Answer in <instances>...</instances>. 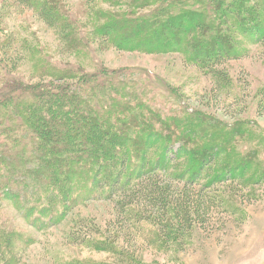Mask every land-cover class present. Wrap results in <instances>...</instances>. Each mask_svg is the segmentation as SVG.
Masks as SVG:
<instances>
[{
    "label": "rangeland",
    "instance_id": "obj_1",
    "mask_svg": "<svg viewBox=\"0 0 264 264\" xmlns=\"http://www.w3.org/2000/svg\"><path fill=\"white\" fill-rule=\"evenodd\" d=\"M156 1L159 3L147 0H56L55 8L71 20L73 29L77 31V39L72 40L65 38V30L51 27L49 20L40 16L27 2L22 0L20 4L15 0H0V98L4 95L2 89L8 80L17 79L22 81V86L38 87L40 90L43 88L44 103L49 99L54 102V106L63 101L68 106L69 96H66V100L57 102V95L49 93L58 94L54 90L56 88L65 90L66 93L68 89L65 86L74 85L75 81H55L66 79L48 75L49 70L45 67L50 68L52 63L58 67L78 69L82 72V79L90 78V83L96 84L94 78L102 76L111 78L109 83L113 82L116 86L108 87L109 92L104 97L110 100L114 94L118 101L112 104L118 105L114 109L109 108V112L103 107L102 110H97V105L85 98L80 103L78 116L88 111L83 109H96L95 113L100 116L97 125L104 129L113 126L117 136L121 135V139L116 141L120 144L129 143L123 137L124 134L131 140L137 134V138L141 137L146 142L150 135L153 137L157 134L164 138L159 142V155L165 151L166 146L171 149L169 157H174L179 149L190 152L193 148L203 150V146L208 143L209 152H222L220 160L230 163L232 168L238 166L240 172L238 164L247 162L249 167L246 173L251 175L255 185L243 188L232 180L228 181L233 177L230 173L223 176L226 181L218 187L225 203L238 211L233 215L218 214L219 211H216L212 214L210 225L203 228L197 225L192 232L183 236L177 233L178 225L170 213L168 221L163 223H159L151 210L146 215L151 219L138 221L129 215L135 209L145 207V200L143 196H137L138 190L133 188L135 186L128 189L125 195L133 202L134 196L130 198V195H136L138 204H129L125 212L127 214H121L118 204L125 202V196H116L111 191V184L121 175L118 173L122 166L118 164L125 161L124 154H118L113 158L109 157V160H102V163L115 168L107 172L105 166L102 167L95 179L98 178L101 183L106 177L103 182L105 185L95 190L94 194L86 191L90 183H85L75 196H79L77 203H73L75 197H60L62 191L57 190V197L66 199L67 203L56 220L50 221L45 217V222L40 218L41 223L33 225L23 212L15 209L12 202L5 203L0 213L2 230L12 231L18 237L13 241L14 244L10 243L11 247L3 244V250L0 248V264L120 263L121 259L115 254L98 251L97 242L110 243L118 252L125 253L128 258L138 259L141 264H264V40L250 42L238 35L235 43L228 36L231 41L227 40L226 49L229 51V47L234 46L229 52L232 57L233 53H238L235 57L237 59L227 56L223 65L215 66L212 70L213 67L207 68L199 62L200 59L194 61L183 54V51L165 54H147L136 49L132 51L129 46L137 49L144 47L136 44L140 28L133 23L116 24L118 36L113 41L101 34L102 26L111 15L129 14L136 18L135 16L149 13L159 4L176 2ZM241 10L242 16L248 18L244 13L245 9ZM261 21L263 24L264 19ZM109 27L113 29L114 25ZM225 30L224 27L220 30L208 29L207 34L211 31L213 34H224ZM119 36L132 38V44H121L120 47L125 46L118 48ZM237 44L242 47L238 48ZM186 46L184 44V48ZM182 49L181 47L180 50ZM42 69L46 71L38 74ZM220 72H224L229 79L220 80ZM110 92L112 95L109 96ZM71 93L79 99L85 97L75 88ZM125 96L127 97L123 100ZM18 101L13 99V102ZM50 111L53 112V109ZM138 113L149 115L146 120L143 117L129 120L130 116ZM171 118L176 119L178 124H169L167 119ZM121 119L128 124L122 126L119 122ZM209 122L229 128L235 137L228 140V144L218 145L201 140L203 133L211 136L207 129L210 128L207 127ZM85 123L90 124L89 128L92 127V119H87ZM129 128L127 133L126 129ZM175 132L178 134L174 135ZM20 137L26 139L22 135ZM107 137L111 138L109 134ZM28 140L30 139L26 140L30 149L36 150L38 141ZM81 140L80 144L88 145V137L87 141L86 137ZM102 142L106 146V152L113 154L116 149L107 139ZM150 142L153 144L155 140ZM136 145L138 146L137 142L128 146L135 148ZM233 150L239 154L238 157H232ZM145 151L146 149L144 153ZM156 159L153 157L152 160ZM133 160L134 167L140 164L138 155ZM33 163L35 165V161ZM197 170L196 166L189 167L188 179L194 178L198 174ZM158 176L160 178H157L156 183L166 187L168 178L161 174ZM25 179L24 174L14 176V180L22 185L18 184L11 189V193L19 194L22 201L32 205L37 197L40 198L37 194L39 187L34 184L25 186ZM175 186V192L182 190V185ZM193 186L198 187L196 184ZM38 216L40 215L36 217Z\"/></svg>",
    "mask_w": 264,
    "mask_h": 264
},
{
    "label": "trees",
    "instance_id": "obj_2",
    "mask_svg": "<svg viewBox=\"0 0 264 264\" xmlns=\"http://www.w3.org/2000/svg\"><path fill=\"white\" fill-rule=\"evenodd\" d=\"M15 1L18 3L22 2V0ZM23 1L37 10L40 16L47 18L51 27L65 30L66 39H77V31L73 29L71 20L55 8L56 4L54 2L56 0ZM147 1H153L154 4L159 3L156 0ZM255 1L176 0V2H167L165 5L163 3L159 4L150 10L149 13L135 16L136 18H133L134 15L129 14L121 16L111 15L106 21L107 23L105 22L102 26L101 34H105L106 39L113 41V38L118 36V31H115L117 28L116 24L124 23L126 25L133 23L134 26L140 28L136 35L139 40L136 44L144 47L137 49V47L129 46L132 51L136 49L147 54L183 51V54H187V57L190 56L194 61L200 59L199 62L202 65L205 64L207 68L213 67V70L215 66L223 65L228 57H232L229 51H232L235 47H229V51L226 49V42L230 40V37L235 43H237L238 35H242L243 39H247L250 42L264 40V22L263 24L261 23V20L264 19V0ZM250 3H252V6H249ZM239 5L245 9L244 13L248 18H244V15L242 16V10ZM111 17L113 18L111 19ZM111 23L114 25L113 29L109 27L112 25ZM222 27L226 29L224 34L222 32L213 34V31L207 34L208 29L220 30ZM107 28L111 30L108 31ZM127 40L130 41L127 42ZM132 42V38L119 36L117 47L123 48L125 45L120 47L121 44H132ZM171 44L172 46H170ZM184 44H187L188 47L184 48ZM181 47L183 48L182 50H180ZM237 47L240 48L242 46L237 44ZM237 55L238 53H233L232 58ZM50 66V68L45 67L46 70H49L48 75L50 77H55L56 79L63 77L66 79L55 81H75L74 85L65 86V89H68L66 93L65 90L61 91L59 88L54 89L59 92L58 94L57 92L49 93L52 96L57 95V102L66 100V96H69L67 97L68 106L63 104L64 101L54 106V102L47 98L48 102L44 103L42 96L45 90L43 88L40 90L38 87L22 86V81L17 79H9L6 86L2 89L4 95L0 98V213H2L5 203L12 202L15 209L23 212L24 216L29 218L30 223L33 225H39L41 223L40 218L45 220L46 217L50 221L52 219L56 220L61 216V212L67 203L66 199L57 197L59 196L57 190L62 191L60 197L69 198L71 195L75 197L80 193L79 189L81 190L85 183H90V187H87L86 191L94 194L95 190L105 185L103 182L106 177H103L104 179L101 183L98 178L95 179V176L102 171V167L105 166L107 172L115 168V166L102 163V160L106 158L109 160V157L113 158L118 154L122 156L124 154L125 158L122 164H118L122 166V168L119 166L121 170L118 173V175H121L115 182L112 179L110 180L113 182L111 191H114V195L125 196V202L122 201L121 205L118 204L121 214H127L125 212L128 210L129 204H138L137 196H143L145 207L135 209V212H130L131 214L129 215L138 221L146 218L151 219V217H146L147 212L151 210L152 213H155L154 215L159 223H163L167 220L170 213L178 225L177 233L186 236L197 225L201 228L210 225L212 214L216 211H219L218 214L227 213L231 215L238 211L232 205L225 203L223 193L218 185L226 181L223 176L230 173L233 177H230L228 181L232 180L243 186V188L254 186L253 178L246 173L247 167H249L247 162L238 164L241 169L240 172L238 166L232 168L230 163L220 160L222 152H209L208 143L203 146V150L193 148L190 152L186 149H179L178 154H171L174 157H169L171 149L166 146L164 147L165 151L159 155V142L163 141L164 138L157 134L153 137L150 135L148 142L140 139L141 137L137 138V134L133 136L135 139L132 138V140L128 139L127 135L124 134L125 136L123 135V137L129 143L120 144L116 141L121 139V135L117 136L113 126L110 129H104V127L98 126L96 123L100 116L95 111L98 109L102 110L103 107L105 111L109 112V108L114 109L118 105L112 104L118 101L114 94L110 97V100H106L104 97L109 92L108 87L111 86L113 88L116 86L113 82L109 83L111 78L103 76L99 79L94 78L97 81L94 84L95 82L90 83V78L82 79V72L78 69L58 67L53 63ZM46 70H39L38 74ZM219 77L220 80L229 79L224 72ZM74 88L78 92H82L85 97L79 99L77 96L72 95L71 92ZM110 94L112 95V92L109 93V96ZM126 97H123V100ZM85 98L93 101L97 105V110H92V107L83 109L84 111L88 110L86 112L88 116L86 117L85 112L78 116L77 111H80V103ZM13 99L17 101L20 99V101L13 102ZM51 109H53V112L50 111ZM148 115L138 113L130 116L129 120H132L133 117H138V119L143 117L146 120ZM87 119H92V127L90 128V124L85 123ZM167 121L169 124L177 123L176 119L173 120L172 118L170 120L167 119ZM119 122H121L122 126L128 124L122 119ZM207 127H210L207 129L211 136L203 133L201 140L211 144H228V140L235 137L232 130L225 126H218L214 122L207 123ZM129 131L130 128L126 129L127 133ZM106 133L111 138L107 137L108 134L106 135ZM176 134L178 133L175 132L174 135ZM20 135L26 139L21 138ZM63 136L64 139H62ZM78 137L81 139L86 137V141L88 137V145L83 146L80 144L82 140L78 141ZM104 137L116 149L113 154L106 152V146L102 142L105 139ZM116 137H119V139ZM150 138L155 140L153 144H151L150 141L152 139ZM27 139H30L28 140L30 142L38 141L36 143L38 148L36 150L34 148L30 149ZM7 142H10L8 143L10 145H7ZM136 142L138 146L136 145L135 148L128 146L129 144H136ZM146 144L148 145L147 148L145 147ZM87 146L88 148H86ZM145 149L146 154L144 153ZM208 153L210 155H207ZM135 155L140 158V164H137L136 167L133 164ZM231 155L236 158L239 154L233 150ZM153 157L157 159L153 161ZM33 161H35V165ZM193 166L197 167L198 174L194 178L188 179V168ZM98 167L99 169L97 170ZM20 174H24L26 177L25 186L30 187L31 184H34L35 187H39L37 194H39L40 198L37 197L32 205L22 201L23 199L19 194L11 193V189L19 184L18 180H14V176ZM160 174L168 178L169 183L166 187H161V185L156 183L157 178H160L158 176ZM127 175L130 176L128 180L129 176L126 178ZM193 183L198 187L194 188L193 185L195 184ZM175 184L182 185V190L175 192ZM132 187L138 190L136 192L137 196L130 195V198L134 196V202L127 197V194L125 195L127 190ZM43 197L45 198L44 200ZM78 198L79 196L75 197L73 203H77ZM37 215L40 216L37 218ZM1 224L2 218L0 216V248L3 244L8 247L11 245L10 243H15L13 241L18 236L12 231L2 230ZM96 249L115 254L121 259L119 264H141L138 259L128 258L125 253L118 252V249L110 243L97 242ZM1 250L3 249L1 248ZM1 250L0 253L2 252ZM6 252L7 250L5 249Z\"/></svg>",
    "mask_w": 264,
    "mask_h": 264
}]
</instances>
